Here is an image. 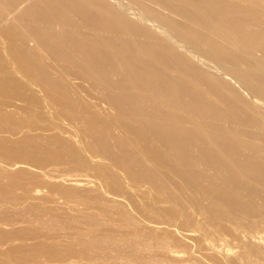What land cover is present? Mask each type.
<instances>
[{"label": "bare ground", "instance_id": "6f19581e", "mask_svg": "<svg viewBox=\"0 0 264 264\" xmlns=\"http://www.w3.org/2000/svg\"><path fill=\"white\" fill-rule=\"evenodd\" d=\"M10 108L21 115H9ZM0 109L8 110L0 119V155L60 160L46 147L52 139L63 149L70 143L45 131L79 126L115 208L131 204L146 220H168L212 261L240 260L236 248L215 244L229 235L248 264L264 263V0H0ZM61 161L86 164L72 155ZM111 211L84 217L98 226L114 219ZM6 224L0 218V244L16 239ZM33 226L30 234L41 228ZM117 241L111 240L114 248ZM68 243L98 264L102 242L95 236L78 228ZM54 244L30 250L51 256Z\"/></svg>", "mask_w": 264, "mask_h": 264}, {"label": "rangeland", "instance_id": "374dc122", "mask_svg": "<svg viewBox=\"0 0 264 264\" xmlns=\"http://www.w3.org/2000/svg\"><path fill=\"white\" fill-rule=\"evenodd\" d=\"M7 112H8V110H5V109L2 110V109H0V119H2L3 117H5L6 115H8ZM9 112L11 113L9 115H12L14 117H19V115H21L18 112L12 111L11 108H10ZM112 112L113 111L110 110L108 112V114H112ZM70 127L68 126V128H65V129L60 130V131L57 128H52V129H50L48 131H45V133L46 134H49V135L57 134V133L60 132L59 134L61 136H63V138H66V140L70 143V145H68V147L70 146L72 148V150H69L68 147L67 148L64 147V149H66V150H64L62 148V146H60V144L58 142H56L55 140H53V139L51 140V142L46 147L52 154H57L60 157V160H59V158L57 160H55V158H53L54 155H52L49 158L42 157L40 159H31V157L28 156L27 154H19L18 156L16 155L14 157H8V156L0 155V161H3V162H0V169H1L0 170V207H1L0 208V211L1 212L3 211L2 213L0 212V215L3 214V215L0 216V218H2V220H5V222L7 223L4 226V229L7 230V231L14 232L15 233L14 238H16V239H13V240H5V242H3V243L0 244V264H13V263H15V264H57V263L58 264H85V262H86V264H93V263L95 264V261H97V259L93 261L91 258L89 259V257L83 256L79 252L80 251V249H79L80 246L78 244H72V247H69V243L68 242L72 240L73 233L76 230H78V228L83 232L84 236H87V238L93 239L94 236H95V238L98 240L99 243L102 242V244L100 245L101 248L99 249L100 259L98 260V264H102V263L103 264H108V263L109 264H132V262H133V264H136V263L137 264H148V263L149 264H160V263L161 264H226L225 263V260L222 259L221 257H217L218 258L217 259L218 261H216V260L212 261L203 252L198 251L199 249L197 248V246H195V244H193L191 241H189L185 237L176 234V232L174 231V230H176L175 227L170 226L168 224V220H160V221L159 220H146V218L144 217V213H142V211H140V209H136L135 210L134 207H132V206L130 207L131 204H129L127 206L129 208V209L127 208V210H125L126 208L123 209L121 207H119L121 209L118 208L119 210L117 208H115L116 205L114 204V201L113 200H115L117 198H115L113 196L110 197L111 195L106 193L108 195L107 196L104 192H102L104 190L103 187L100 186L102 180L100 179V177L98 176V174L94 171V168L92 167L94 163H92V161L89 160L90 153H88L86 151V147H87L88 144H90V141H88L90 139L88 137H84L83 136V134H82L81 129H80L79 126L78 127H76V126L74 127L73 125H70ZM72 128H73V130H74V128L76 130L73 131ZM37 132L38 133H36V131H32L30 133L31 134H40V136L41 135L42 136L43 135L44 136L46 135L44 133V131H37ZM41 132L43 134H41ZM78 133H79L80 136L81 135L82 136L81 137L78 136ZM46 136H48V135H46ZM74 139H77V140H74ZM78 139L80 141L82 140L81 144H83V145L79 144L80 141ZM75 145H76V147H75ZM82 146L85 148L84 149L85 151L83 150V147ZM40 148L41 147H38V150ZM74 150H76V151H74ZM54 151L55 152L57 151V152L55 153ZM83 152L85 154H87V155H85ZM71 155L72 156H75L76 158H83L86 161V164L84 166H75L74 165L72 167L69 164H65L64 161L63 162L61 161V160L70 158ZM87 156H88V158H87ZM6 158H8V159H6ZM6 160H8V161H6ZM12 160L15 161V162H12V164H11V161ZM38 160H41V161H38ZM96 160H98L99 163L102 164V165H105V166H109L110 165V162L109 161L108 162L107 161H104L103 163H101L103 160L101 161V159L99 157H94L93 162L98 163V161L96 162ZM50 161H51V163H50ZM87 161H88V163L90 165H88ZM1 163H3V164H1ZM1 166H3V167H1ZM35 169H37V170H35ZM42 169H43V172H42ZM48 170L51 171V172H49ZM27 171H29V172H27ZM52 171H54L55 173L54 172L52 173ZM33 172H34V174H33ZM48 178H50V179H48ZM75 180H78L79 182H81V185H79V186L78 185L77 186L76 185H73V182ZM18 181H19V183H18ZM91 181H92V183H90ZM83 183L84 184L85 183L86 184L88 183V184L87 185H84ZM66 185H69V186H66ZM21 187L22 188L24 187V188L22 189ZM30 187H32V188H30ZM59 187H60V189H58ZM97 187L100 188V189L98 190ZM36 189H39L40 191L37 190L38 192L36 193L35 192ZM45 190H47V191L45 192ZM91 191H92V193H91ZM31 192H33V193H31ZM44 193H45V195H44ZM74 195H76V196H74ZM79 195H81L82 197L80 196L81 197L80 198ZM77 196H78V198H77ZM146 196L149 197V195H146ZM13 197H15L17 199L16 200L17 203H14V202L10 203V200L14 201V198ZM25 197H26V199H25ZM47 197H50V198H47ZM70 198H71V200H70ZM28 199H29V201H28ZM30 200H32V201H30ZM93 200L94 201L95 200L96 201L98 200L97 203H99V201L101 203L97 204L96 202H93ZM144 201H147L149 203L151 202L149 200V198H145ZM103 202L105 203V205H104ZM106 202L109 205H107ZM30 203L33 204V205L36 204L39 207L35 205L36 208H30L29 205H28ZM44 203L46 204V206H45ZM102 203H103V205L101 206ZM43 204H44L45 207L43 206ZM22 205H23V207H22ZM24 206H25V208H24ZM20 207L24 208V210L22 208H20ZM2 208H3V210H2ZM17 208H18V210H17ZM54 208H56V210H54ZM89 208H90V210H89ZM113 208H115V209H113ZM19 209H21L22 211H20ZM99 209L100 210L109 209L110 211L112 210L113 212L111 211V213L114 215V219L113 220H108V221L107 220H100V222H102V221L103 222H102V225H98V226L96 224H93L90 221H88V220L85 219L87 216H89L88 215L89 212L90 213H95V214L97 213L98 214V212L100 211ZM12 210H13V212H11ZM91 210H94V211H91ZM24 211H25V213H24ZM29 211H30V213H29ZM57 212H59V213H57ZM136 212H137L138 215H136ZM31 214H33V215H31ZM63 214H65V215H63ZM85 214H87V215H85ZM7 215H9V216H7ZM16 215H18V216H16ZM128 215L130 216V219L128 218ZM20 216H21V218H20ZM27 216H28V218H27ZM84 216H86V217H84ZM117 216H118L119 219L117 218ZM49 218L52 220V222H51V220ZM66 218H67V220H66ZM74 218H76V219H74ZM141 218H143V219H141ZM116 219H118L117 222L119 224L122 223L121 224L122 226H119V224L116 222ZM27 220L31 224L28 223ZM32 220H34L35 223H37V225L34 224V221L32 222ZM40 220L43 221V222H41ZM129 220H131L132 222L129 221ZM22 221H24L26 223H22ZM125 221H126V223H125ZM144 221H146V222H144ZM38 222H40V223H38ZM156 222H157V224H156ZM15 223H16V225H14ZM107 223L110 225V227H109V225H107ZM113 223H116L118 225L113 224ZM163 223L166 224V225H163ZM9 224H10V226H9ZM18 224H20V225H18ZM22 224H24V225H22ZM27 224H29V226ZM43 224H44V226L48 225V227L47 228L44 227V226L42 227ZM142 224H144V225H142ZM33 225H35V226H33ZM58 225H59V227H58ZM61 225H63L62 228H61ZM124 225L125 226L128 225V226L124 227ZM6 226H8V227H6ZM11 226H12V228H11ZM21 226H24V227H21ZM30 226L31 227L33 226V227H36V228H40L41 227V228L37 232H35L33 234H30L29 231H28V227H30ZM65 226H66V228H65ZM92 226H93V228L95 230L92 228ZM106 226H108V227H106ZM67 227H68L69 230L67 229ZM121 227H122V229H121ZM135 227H136V230H135ZM142 228L144 229V231H142L143 230ZM151 228H152V230H151ZM158 228H159V230H158ZM52 229L55 230V231L53 232ZM84 229L87 231L88 234L85 232ZM88 229L89 230H92L93 229V230L92 231H89ZM97 229H99V230H97ZM259 229H260V233L259 234L260 235L264 234V225L260 226ZM259 229H257L256 231L259 232ZM50 231H52V233ZM134 231H137V232H134ZM96 233H98V234H96ZM135 233H137V234H135ZM153 233H154V235H153ZM38 234H40L41 236L38 235ZM115 234H116V236H115ZM123 234H124V236H123ZM158 234H160V235H158ZM19 235H21V238H17V237H20ZM172 235H173V237H172ZM133 236L135 238H133ZM136 236H139V237H136ZM153 236L156 237V238H154ZM262 236L264 237V235H262ZM91 237H93V238H91ZM112 238L114 240H116V241L118 240L117 242H119V244H120L119 246L120 247H117V248L115 247L114 248L111 245V240H113ZM122 238H124V239H122ZM160 238H162V239H160ZM105 239H109V240H105ZM132 239H135V240H133L135 244L133 243ZM142 239L144 241H142ZM147 239H148V241H146ZM149 239H151V240H149ZM15 240H16V242H15ZM55 240H57V241H55ZM158 240L160 241L161 244L158 242ZM184 240H186V242ZM221 240H223V241H221ZM167 241H170V245H169V243ZM17 242H18V244H17ZM54 242H55V244H54L55 245V252L52 253V254H50L52 257L49 256V254L48 255L47 254H44L42 252H39L38 250H33V251L30 250V248L33 245L37 244V243H42V244H45V243L46 244H49L50 243V244H53ZM62 242H64V243H62ZM124 242L126 244H124ZM20 243H22V246L19 245ZM141 243H144L145 245H143ZM216 243L219 244L220 247H223L224 246V248H226V249L230 247V248H232V251H234V249L236 248L235 250L238 251V252L235 251L236 254L239 255V257L241 256L240 257V260L242 258V262L239 260L237 264H243V263L244 264H248L249 263V261L247 260V257L244 255L245 250H243V248L240 246V244L237 243L236 240L232 239L229 235H224V236L222 235L221 238H219V239H217L215 241V244ZM236 243H237V245H236ZM15 244H17V245H15ZM62 244H63V246H62ZM222 244H226V245H222ZM27 245H29V247ZM56 245H57V247H56ZM164 245L166 246L167 249L165 248ZM167 245L169 247H167ZM228 245H229V247H227ZM232 245L233 246L235 245V246L233 247ZM161 246H164L162 248L164 252L162 251ZM181 246H183V247H181ZM184 246H185V248L187 247V250L184 248ZM14 247H16V248H14ZM22 248H23V250H21ZM120 248H121V250H120ZM65 249H67V250H65ZM189 249L191 251H193V249H194V251L191 252ZM122 250H124V251H122ZM159 250H161V251H159ZM167 250L170 251V253H168ZM171 250L172 251L175 250V251H173L174 253ZM239 250H240V252H239ZM16 251H17V253H16ZM135 251H137V252H135ZM165 251H167V252H165ZM179 251H181V252H179ZM185 251H187V252L185 253ZM101 252L104 253V254H106V255H103ZM107 253L109 254V256H108ZM131 253H132V255H131ZM180 253L183 254V255L185 254V255L183 256ZM178 254L181 256L182 259L179 258V255ZM79 255H81V256H79ZM121 255L124 256V258L123 257H120L119 258V256H121ZM135 255H137V256H135ZM173 255H174V257H173ZM175 255H177V256H175ZM134 256H135V258H134ZM149 256H150L151 259L149 258ZM85 257H87V258H85ZM203 257L205 258L204 259L205 261L202 260ZM132 258H134V260ZM123 259H124V261H123ZM144 259H146V260H144ZM126 260H127V262H125ZM150 260H152V262H150ZM139 261L140 262L142 261V262L140 263ZM129 262H131V263H129Z\"/></svg>", "mask_w": 264, "mask_h": 264}]
</instances>
